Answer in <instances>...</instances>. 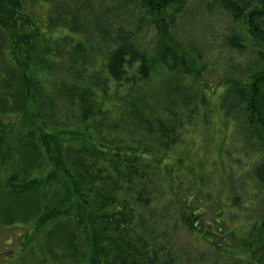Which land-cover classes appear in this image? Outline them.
Here are the masks:
<instances>
[{
    "label": "trees",
    "instance_id": "16d2710c",
    "mask_svg": "<svg viewBox=\"0 0 264 264\" xmlns=\"http://www.w3.org/2000/svg\"><path fill=\"white\" fill-rule=\"evenodd\" d=\"M203 3L253 41L259 68L229 66L222 85L239 102L243 142L261 148L264 0H101L95 11L86 0H0V228L24 229L12 264H190L180 235L214 254L235 238L241 264H264V208L238 236L227 199L182 186L168 160L217 64L188 32ZM59 104L74 120L61 122ZM252 173L264 188V160ZM219 254L200 261L228 264Z\"/></svg>",
    "mask_w": 264,
    "mask_h": 264
},
{
    "label": "rangeland",
    "instance_id": "374dc122",
    "mask_svg": "<svg viewBox=\"0 0 264 264\" xmlns=\"http://www.w3.org/2000/svg\"><path fill=\"white\" fill-rule=\"evenodd\" d=\"M104 1L106 5L112 3V0ZM86 2L89 7L87 9L95 11L100 6L101 0H86ZM191 16L194 21L188 32L197 43L200 42L211 49V52L206 51L207 56L210 60L217 59V64L215 67L210 64V72L206 74L210 86L205 89V94L209 96L204 109H200L199 114L184 125L183 139L178 146L175 145L168 160L177 165L175 166L179 172L177 178L182 182V186L191 188L192 185L193 187L196 185L206 192L213 191L212 199L217 203L220 199H227V203L223 204L225 208H222L224 217L225 214L232 216L228 229L242 236L252 227L249 220L256 219L257 212L264 208V188L261 183L254 184L252 173L256 164L264 160V146L251 149L243 142V136L238 130V121L240 122L241 119L238 116L239 102L236 98L232 100L226 96L222 82L228 75L229 66L243 71L251 69L249 72L251 73L259 68V64L255 60L251 61L255 57L253 41L239 34L238 23L233 21L232 17L221 12L214 5L205 6L204 3L194 6ZM227 34L228 36L238 34L241 42L250 49L242 51L237 49L234 43L228 40L226 42L224 38ZM90 73H94L92 68ZM248 74L239 77L244 79ZM102 102V108L109 112L111 119L118 105L113 90H110L107 98H102ZM59 109L63 111L58 115L61 122L74 120L75 114H70L69 107L61 108L59 104ZM227 113L230 115L227 116ZM3 120L15 122V119L8 117ZM7 127L9 128L8 125ZM201 196L205 198L204 195ZM22 231L24 229L18 227L0 228V264L15 262L16 259H12L17 253L14 246L19 241ZM222 237L219 239L223 243ZM224 237L228 238V236ZM227 240L229 245L224 247L222 253H217L225 254L220 257L219 263L224 262V257L228 264H241L242 254L237 239L229 237ZM175 247L176 250L181 248L188 253L190 264H202L200 261L202 258L214 261L217 255L211 249L214 245L205 244L201 240H192L183 235L176 240Z\"/></svg>",
    "mask_w": 264,
    "mask_h": 264
}]
</instances>
